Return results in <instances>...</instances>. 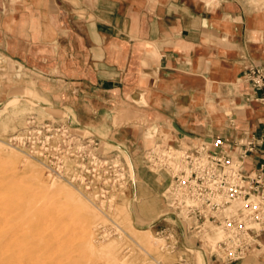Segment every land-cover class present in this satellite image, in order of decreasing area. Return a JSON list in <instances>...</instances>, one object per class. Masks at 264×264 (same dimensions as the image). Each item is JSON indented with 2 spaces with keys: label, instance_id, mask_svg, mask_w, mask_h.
<instances>
[{
  "label": "rangeland",
  "instance_id": "1",
  "mask_svg": "<svg viewBox=\"0 0 264 264\" xmlns=\"http://www.w3.org/2000/svg\"><path fill=\"white\" fill-rule=\"evenodd\" d=\"M56 1L0 0V18L6 22L0 33H16L18 37V41L11 36L0 38V108L7 107L15 95H26L42 104L22 98L15 108L0 112V142L5 146L0 158V264H223L222 259L213 253L218 235L213 231L209 234L196 232L191 229L184 213L172 208L168 194L172 169L150 161L152 149L159 153L171 149L181 154L176 151L199 147L211 139L187 138L184 141L173 126H162L151 139L127 143L125 133L117 137L115 131L102 132L100 128H109L111 115L115 126L123 128V124L130 122L131 127L154 128L144 116L145 112L140 111L145 102L128 96L126 102L115 107L106 103L98 105L93 102L97 94L90 89H82L80 96L84 106L80 112L86 118L71 123L68 110H62L60 106L59 76L56 72L53 75L44 73L42 60L38 58L46 50L53 49L51 44L40 43L48 36L45 31L51 28L41 27L38 18L32 17L29 28L24 30L21 23L23 13L5 12V7L12 5H44ZM240 1L249 12L264 14V0ZM36 14L39 13L31 12V16ZM29 31L31 34L27 37L31 40L24 45L21 37ZM13 40L15 45L12 46ZM26 54H32L33 63L37 65L29 77L25 76L21 66L13 64L14 60L24 63L22 60ZM211 88L218 90L214 83ZM67 92L69 96L72 93L69 89ZM86 98L88 100H84ZM220 102V97L213 98L212 116L219 125L222 123L217 120L221 116ZM104 106L112 108V112ZM233 107L238 104L234 103ZM63 125L71 127L79 137H98L93 138L94 144L88 149L97 153L100 165L93 166L91 159L94 156H90L87 149L84 181L73 182L70 178L52 176L44 163L50 157L49 153L41 156L35 153L37 148H42L40 140L33 137L34 130L40 127L39 130L46 132L48 126L60 130ZM11 151L18 153L20 158L8 159L6 155ZM26 159L39 166L43 184L59 179L108 220L96 223L85 207L37 188L36 180L24 173ZM76 166V159H67L65 169L68 173H72ZM146 177L152 185L148 184ZM112 243L116 247H111L113 250L109 249ZM244 263L261 264L251 258Z\"/></svg>",
  "mask_w": 264,
  "mask_h": 264
},
{
  "label": "crops",
  "instance_id": "2",
  "mask_svg": "<svg viewBox=\"0 0 264 264\" xmlns=\"http://www.w3.org/2000/svg\"><path fill=\"white\" fill-rule=\"evenodd\" d=\"M5 8L23 13L24 30L32 17L51 28L40 43L53 49L38 58L44 73L59 76L60 106L71 123L86 118L80 96L90 89L98 105L115 107L128 96L145 102L140 111L154 128L115 126L112 115L109 128H100L125 133L127 143L151 139L162 126H173L184 141L264 133V105L257 99L264 93L255 95L247 81L253 64L264 67V14L249 12L240 0H58ZM5 23L0 18V30ZM30 34L20 36L24 45ZM33 59L26 54L24 63L11 61L29 77L37 68ZM214 97L221 98L220 125L212 116Z\"/></svg>",
  "mask_w": 264,
  "mask_h": 264
},
{
  "label": "built area",
  "instance_id": "3",
  "mask_svg": "<svg viewBox=\"0 0 264 264\" xmlns=\"http://www.w3.org/2000/svg\"><path fill=\"white\" fill-rule=\"evenodd\" d=\"M247 71L254 94L264 93V67L253 64ZM257 99L264 105V94ZM70 128L48 126L42 132L38 127L33 137L40 140L42 149L35 153H49L44 163L52 176L84 181V154L98 137H79ZM88 150L94 156L93 166H99L97 153ZM176 152L181 154L171 149H163L161 154L150 150L151 163L154 160L172 169L168 188L172 208L184 213L196 232L218 235L212 252L223 264H246L248 258L264 264V133L214 137L199 147ZM68 158L77 160L72 173L65 169Z\"/></svg>",
  "mask_w": 264,
  "mask_h": 264
},
{
  "label": "bare ground",
  "instance_id": "4",
  "mask_svg": "<svg viewBox=\"0 0 264 264\" xmlns=\"http://www.w3.org/2000/svg\"><path fill=\"white\" fill-rule=\"evenodd\" d=\"M22 98L26 99V100L28 99L30 102H34L37 105H42L39 101L35 100L32 97L30 98L29 96H26V95H15V97L12 98L11 100H9V102L6 104L7 107L4 106V107L0 108V112H5L8 110V108H15V106L20 103L18 100H22ZM3 147H5V146L0 142V158H1V155L3 154ZM6 156L8 157V159L14 160V161L16 159L18 160V158H20V157H18V153L15 154L12 151L10 153H8ZM4 160H6V159L4 158ZM3 163H5V162H3ZM10 164H11V162H10ZM24 166H25L24 167V173H26L28 175L30 174V177L32 179L36 180L35 185L37 186V188H40L46 194L51 193V194H55V195H60L64 198L66 197L71 202H74L80 206L85 207L88 210V212L90 213L92 219H94L96 223H98V222H104L105 223L108 220L107 218L102 217L101 212L94 208L95 206L93 207L91 205L92 206L91 207L90 205H88V203H86L85 200L83 199L82 195H79L77 192H75L72 188L68 187L66 184L65 185L62 184L59 179H52V181L49 182V184H43L42 175H41L42 172H41L39 166L36 163H34L33 161L31 162L30 160L26 159ZM129 218H131V214H129ZM137 231H139L141 233L145 232V231H141V230H137ZM114 244L115 243H112V245L109 246V249L111 247L113 249L116 248V247H113Z\"/></svg>",
  "mask_w": 264,
  "mask_h": 264
}]
</instances>
